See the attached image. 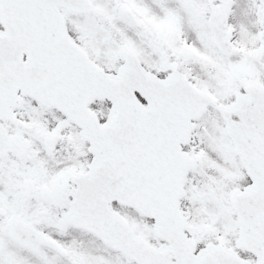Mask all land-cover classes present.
Masks as SVG:
<instances>
[{"label":"snow or ice","instance_id":"obj_1","mask_svg":"<svg viewBox=\"0 0 264 264\" xmlns=\"http://www.w3.org/2000/svg\"><path fill=\"white\" fill-rule=\"evenodd\" d=\"M0 264H264V0H0Z\"/></svg>","mask_w":264,"mask_h":264}]
</instances>
